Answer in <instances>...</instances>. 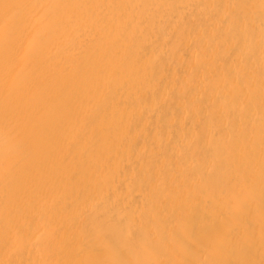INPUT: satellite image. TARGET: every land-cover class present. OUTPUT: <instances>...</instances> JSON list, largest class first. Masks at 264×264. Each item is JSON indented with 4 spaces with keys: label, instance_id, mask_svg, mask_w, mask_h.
Here are the masks:
<instances>
[{
    "label": "bare ground",
    "instance_id": "obj_1",
    "mask_svg": "<svg viewBox=\"0 0 264 264\" xmlns=\"http://www.w3.org/2000/svg\"><path fill=\"white\" fill-rule=\"evenodd\" d=\"M0 264H264V0H0Z\"/></svg>",
    "mask_w": 264,
    "mask_h": 264
}]
</instances>
